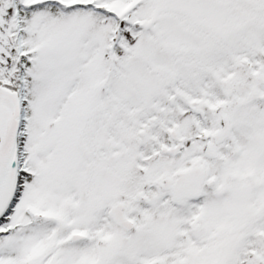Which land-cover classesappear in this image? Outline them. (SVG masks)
Instances as JSON below:
<instances>
[{
  "label": "snow or ice",
  "instance_id": "6c2138e0",
  "mask_svg": "<svg viewBox=\"0 0 264 264\" xmlns=\"http://www.w3.org/2000/svg\"><path fill=\"white\" fill-rule=\"evenodd\" d=\"M0 264H264V0H0Z\"/></svg>",
  "mask_w": 264,
  "mask_h": 264
}]
</instances>
